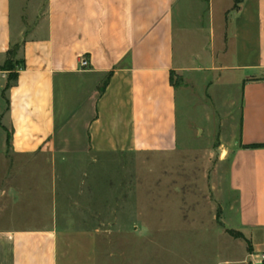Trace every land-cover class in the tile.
Wrapping results in <instances>:
<instances>
[{
  "label": "crops",
  "instance_id": "crops-1",
  "mask_svg": "<svg viewBox=\"0 0 264 264\" xmlns=\"http://www.w3.org/2000/svg\"><path fill=\"white\" fill-rule=\"evenodd\" d=\"M236 2L217 23L213 0H0V156L175 151L178 87L196 72L223 70L217 61L232 51L229 68L245 75L228 180L236 229L252 247L247 258L264 264V0ZM12 48L24 63L6 89L2 67ZM13 175L3 178L0 199L14 207ZM31 183L46 194L32 208L0 207V264H79L67 251L72 229L60 226L56 199L42 207L46 182Z\"/></svg>",
  "mask_w": 264,
  "mask_h": 264
},
{
  "label": "rangeland",
  "instance_id": "rangeland-1",
  "mask_svg": "<svg viewBox=\"0 0 264 264\" xmlns=\"http://www.w3.org/2000/svg\"><path fill=\"white\" fill-rule=\"evenodd\" d=\"M213 3L220 23L222 9L237 2ZM194 46L198 52L202 44ZM235 63L229 51L217 61L223 70L196 72L185 87H178L175 151L63 153L52 158L8 150L0 156V189L3 178L14 174L20 194L14 207L5 198L0 207L5 212L32 208L29 202L46 194L31 182L45 181L48 198L42 207L50 210L49 198L56 199L60 226L72 229L67 251L79 264H252L247 258L250 241L236 235L241 233L236 229L237 192L228 180L245 75L229 68ZM175 79L180 82L178 75ZM220 113L225 125L218 124ZM34 168H46V173Z\"/></svg>",
  "mask_w": 264,
  "mask_h": 264
},
{
  "label": "trees",
  "instance_id": "trees-1",
  "mask_svg": "<svg viewBox=\"0 0 264 264\" xmlns=\"http://www.w3.org/2000/svg\"><path fill=\"white\" fill-rule=\"evenodd\" d=\"M238 2L240 0H237ZM9 56H8V60L6 61V64L2 67V69L7 70L9 75H8V84L6 86V89L10 87L11 83L13 81H16L18 78V71L19 69L23 66L24 61L23 60H19L16 59V50L15 48H12L9 51ZM176 73L174 71H172L171 73V82L174 86H177L179 84V82H177V80L175 79ZM10 141V133H8V143ZM237 237H244V235L242 233H237L236 234ZM251 244L249 245V249H251Z\"/></svg>",
  "mask_w": 264,
  "mask_h": 264
},
{
  "label": "built area",
  "instance_id": "built-area-1",
  "mask_svg": "<svg viewBox=\"0 0 264 264\" xmlns=\"http://www.w3.org/2000/svg\"><path fill=\"white\" fill-rule=\"evenodd\" d=\"M90 64L89 58L87 56H83L81 59V66L87 68Z\"/></svg>",
  "mask_w": 264,
  "mask_h": 264
}]
</instances>
